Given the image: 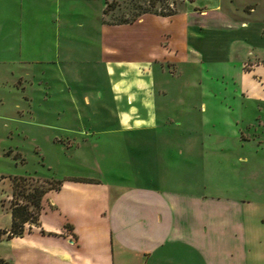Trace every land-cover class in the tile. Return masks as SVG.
<instances>
[{"label":"crops","instance_id":"obj_1","mask_svg":"<svg viewBox=\"0 0 264 264\" xmlns=\"http://www.w3.org/2000/svg\"><path fill=\"white\" fill-rule=\"evenodd\" d=\"M108 1L0 0V77L23 80L14 92L27 131L50 148H38L46 169L24 175L61 180L42 194L37 223L0 239V257L264 264V159L238 151L236 118L200 146L183 135L174 150L173 126L189 125L192 90L165 81L231 63L232 90L264 102V0H186L178 12L114 23L104 21ZM162 62H175L176 73ZM211 158L214 170L242 181H192L191 169ZM65 162L72 170L59 167ZM0 216V228L9 226L8 208Z\"/></svg>","mask_w":264,"mask_h":264},{"label":"rangeland","instance_id":"obj_2","mask_svg":"<svg viewBox=\"0 0 264 264\" xmlns=\"http://www.w3.org/2000/svg\"><path fill=\"white\" fill-rule=\"evenodd\" d=\"M183 1L186 0H110L106 5L104 21L111 23L128 21L142 12H156L157 14L178 12ZM161 65L168 75L176 73L177 64L175 62H162ZM232 72L233 66L231 63H223L207 65L202 69H181L179 75L166 77V84L170 87L181 86L192 90L191 93L186 95L188 97L186 101L190 104V111H187L189 119L187 123L189 125L178 127L174 124L173 126L175 135L174 150L178 149L179 146L182 147L183 135L186 136L190 133L189 135L193 138L188 144L200 146L198 141L202 135L226 132L225 122L236 118L235 121L233 120V126L239 137L236 143L238 151L246 155L249 154L251 160L252 158L253 160L257 158L264 159V102L250 99L232 90L235 86L233 79L235 76ZM11 80L7 77H0V211L2 212L8 208L12 199L10 193L8 196L6 195L10 176L26 177L23 181L25 183L24 191H28L32 185L39 187L46 185L42 180L44 177L37 174H24L32 173L36 167L45 170L46 165L39 156V149L42 152L45 148L50 149L48 143L38 140L33 141V138H30L24 122L26 113H24L22 99L19 100L14 92V89L22 91L23 80L19 79L21 82L14 84ZM196 88L197 90H193ZM34 95L37 97V94ZM201 101L205 103V110H203ZM15 102H18V104H15ZM236 104L238 105L237 109L233 111L225 110L231 105L235 108ZM34 129L38 130L37 128ZM36 134L39 135V131H36ZM50 154H46V157ZM47 158L51 160V158ZM240 163L243 166L248 165L246 162ZM215 166L214 158H211L205 167H201L200 171L191 169V174H194V180L192 181L197 178L201 179L200 181H206L207 184L214 181H242V178L238 181L239 177L236 175L214 170ZM59 167L63 170H66L67 167L68 171L72 170L67 163ZM47 172L51 173L50 170ZM14 199L21 203L24 201L19 196L14 197ZM2 250L0 247V252Z\"/></svg>","mask_w":264,"mask_h":264},{"label":"trees","instance_id":"obj_3","mask_svg":"<svg viewBox=\"0 0 264 264\" xmlns=\"http://www.w3.org/2000/svg\"><path fill=\"white\" fill-rule=\"evenodd\" d=\"M169 13L171 12L167 14ZM25 179V176H10V194L12 197L8 206L10 224L6 228H0V239L19 235L23 232L26 224L37 223L42 194L49 188L58 187L61 183L59 179L43 178L42 180L46 183L45 186L39 187L37 185H32L28 191H24L25 183L23 181ZM27 185L29 186V184ZM17 196L21 197L24 201L22 203L16 201L14 197L16 198ZM0 264H10V262L0 257Z\"/></svg>","mask_w":264,"mask_h":264}]
</instances>
